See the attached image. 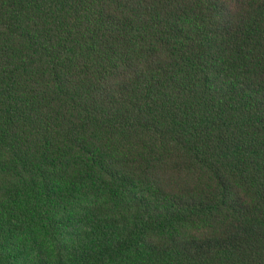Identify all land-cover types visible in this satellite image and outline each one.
Returning <instances> with one entry per match:
<instances>
[{"label": "trees", "instance_id": "16d2710c", "mask_svg": "<svg viewBox=\"0 0 264 264\" xmlns=\"http://www.w3.org/2000/svg\"><path fill=\"white\" fill-rule=\"evenodd\" d=\"M0 264H264V0H0Z\"/></svg>", "mask_w": 264, "mask_h": 264}]
</instances>
